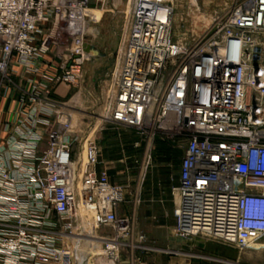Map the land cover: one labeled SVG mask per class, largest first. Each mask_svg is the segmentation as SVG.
Here are the masks:
<instances>
[{"label":"built area","instance_id":"2783aa9c","mask_svg":"<svg viewBox=\"0 0 264 264\" xmlns=\"http://www.w3.org/2000/svg\"><path fill=\"white\" fill-rule=\"evenodd\" d=\"M165 3L133 0L105 118L188 133L172 188L175 234L244 249L264 239V0H238L193 44L173 38ZM97 11L98 0H0V72L17 64L41 75L8 82L21 95L0 126V264H124V252L146 249L122 212L126 188L98 169L95 130L80 136L57 97L94 57Z\"/></svg>","mask_w":264,"mask_h":264},{"label":"rangeland","instance_id":"374dc122","mask_svg":"<svg viewBox=\"0 0 264 264\" xmlns=\"http://www.w3.org/2000/svg\"><path fill=\"white\" fill-rule=\"evenodd\" d=\"M237 1L166 0L172 9L173 38L185 44L198 42ZM132 3L98 0L100 11L95 14L100 20L90 22L88 38L94 57L85 63L78 84L69 92L60 91L57 97L68 105L80 136L95 130L100 145L98 169L107 167L111 181L126 188L125 211L137 207L134 231L147 236L143 253L173 258L182 264H264V239L244 249L226 244L176 243L172 188L178 182L188 133L182 137L159 131L152 134L148 128L138 130L106 120L104 109L113 102L133 22ZM13 68L19 66L14 64ZM0 78L4 83L2 88L0 85V99L4 100L1 126L8 119L9 102L21 92L17 88L13 94L14 88H8V82L17 78L13 70L0 72ZM164 147L168 154L162 152Z\"/></svg>","mask_w":264,"mask_h":264},{"label":"crops","instance_id":"0c3cea01","mask_svg":"<svg viewBox=\"0 0 264 264\" xmlns=\"http://www.w3.org/2000/svg\"><path fill=\"white\" fill-rule=\"evenodd\" d=\"M13 73H15L16 75V80L14 82H32L33 80H37L39 78H41V75L38 74L36 76L27 73L23 68H21L19 66V68H13ZM0 82H3V79L0 78ZM69 89H71L68 86H61L58 91L57 94H59L60 91H64V92H69ZM3 100V98H2ZM0 99V106L1 108L3 107L4 104V100L2 101ZM17 102L15 99L11 100L8 104V118L14 116V114L17 111ZM109 163H112V161H108ZM181 168V166H180ZM128 200V199H126ZM123 209V207H122ZM123 213L127 214V215H131L132 217H136V215H138V209L135 206L133 211L132 210H124L123 209ZM135 220V219H134ZM175 230V229H174ZM178 241L176 242L177 244H223L221 242L209 239V238H205V237H194L192 239L186 240V239H182L178 237ZM133 255L135 256H141L143 259L150 261L152 264H182L180 261H174L173 258H165L164 256H155L153 257V255L147 254V253H143L142 250H136L133 254L128 252L127 258L125 256L122 257L124 264H137L134 260H133Z\"/></svg>","mask_w":264,"mask_h":264},{"label":"trees","instance_id":"16d2710c","mask_svg":"<svg viewBox=\"0 0 264 264\" xmlns=\"http://www.w3.org/2000/svg\"><path fill=\"white\" fill-rule=\"evenodd\" d=\"M162 152L165 153V154H168L169 153V150L166 147H164L163 150H162Z\"/></svg>","mask_w":264,"mask_h":264},{"label":"bare ground","instance_id":"6f19581e","mask_svg":"<svg viewBox=\"0 0 264 264\" xmlns=\"http://www.w3.org/2000/svg\"><path fill=\"white\" fill-rule=\"evenodd\" d=\"M98 12V11H97Z\"/></svg>","mask_w":264,"mask_h":264}]
</instances>
